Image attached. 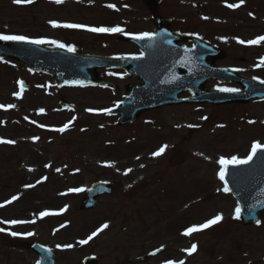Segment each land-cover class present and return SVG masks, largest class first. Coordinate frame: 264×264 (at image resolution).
I'll return each mask as SVG.
<instances>
[{"label":"rangeland","instance_id":"374dc122","mask_svg":"<svg viewBox=\"0 0 264 264\" xmlns=\"http://www.w3.org/2000/svg\"><path fill=\"white\" fill-rule=\"evenodd\" d=\"M158 1L172 30L197 36L226 54L217 66L242 69L236 72L264 81V68L257 67L264 57V42L237 43V38L248 41L264 35V0H245L231 11L223 5L225 1L239 0ZM70 2L35 0L16 5L12 0H0V33L46 38L107 54L111 49L99 44L103 33L54 28L49 21L114 27L123 20L127 26L134 24L130 30L139 33L151 28L144 1L139 7L126 3V11L106 17L101 9L118 4L116 0ZM116 51L125 48L118 46ZM23 80L29 82L30 90H20L18 81ZM205 87L239 89L235 84L212 81ZM117 89H60L47 76L33 75L14 62L0 63V104L15 105L0 108V138L16 141L13 145L0 144V205H4L0 220L34 221L0 224L7 231L34 233L12 237L7 231L0 232V264H36L38 257L29 251L32 242L51 249L54 264H82L89 256L95 257L97 264H164L166 260L264 264V215L257 227H243L233 219L236 202L229 193L217 191L223 183L217 177L220 165L216 163L221 156L243 158L253 140L264 142V101L176 105L147 112L134 124L118 127L117 119L103 111L121 101L124 83ZM16 92H20L19 98L13 95ZM59 99L74 104L77 111H61ZM89 108L95 111H86ZM69 121L72 123L63 133L53 130ZM32 137L39 139L33 141ZM163 145L168 146L165 152L152 156ZM127 169L132 171L125 174ZM94 182L108 183L112 194L98 199L94 210L80 209L85 190ZM28 184L34 187L26 188ZM73 188L83 191L70 192ZM13 196L18 199L4 203ZM42 211L57 214L41 218ZM216 214H222L221 222L190 236L182 235L187 227L202 224ZM104 223L109 225L107 229L87 244L78 243ZM65 244L73 247H57ZM192 244L198 246L192 255L181 251ZM161 247L165 248L163 254L148 257Z\"/></svg>","mask_w":264,"mask_h":264},{"label":"water","instance_id":"95a60500","mask_svg":"<svg viewBox=\"0 0 264 264\" xmlns=\"http://www.w3.org/2000/svg\"><path fill=\"white\" fill-rule=\"evenodd\" d=\"M169 33L171 44L169 50L159 48L160 50L155 49L152 54L145 52L142 59L86 57L17 41H0V59H15L32 71L50 74L58 85L65 87L92 85L110 88L108 83L95 78L96 69H134L133 76L142 80L143 85L130 89L129 95L124 98L122 104L112 110L113 114H119L121 117L119 125L133 122L145 110L166 108L176 104L219 105L264 99V83L238 76L231 69L214 66V61L224 57L223 52L196 38ZM178 41H190L194 45L192 48H182L177 46ZM209 80L234 82L241 85L242 89L235 93L204 89V84ZM187 92H190L191 96L181 99L180 95ZM60 104L64 109L75 108L63 101ZM226 180L232 189V196L241 205L243 225L256 224L255 221L260 220L264 212V203H262L264 202V191H262L264 152L258 153L248 165L229 166ZM110 193L111 188L105 183H94L86 191L87 199L81 205V209H94L97 205L96 198ZM31 251L39 255L41 264H54L52 255L39 245L33 244ZM163 252L164 249L161 248V251L156 252L155 255L150 253L149 256L161 255ZM83 263L97 264L94 258H86Z\"/></svg>","mask_w":264,"mask_h":264},{"label":"snow or ice","instance_id":"6c2138e0","mask_svg":"<svg viewBox=\"0 0 264 264\" xmlns=\"http://www.w3.org/2000/svg\"><path fill=\"white\" fill-rule=\"evenodd\" d=\"M35 0H12L13 4L16 5H21V4H32L34 3ZM54 3L56 4H61L63 3V0H53ZM245 3V0H239L238 3H227L225 4L226 7L230 8V9H237L239 7H241L243 4ZM107 7L109 8H115L114 4H108ZM249 16H252V13L248 14ZM202 19H208V17H202ZM49 23L51 24L52 27L56 28V27H63V28H72V29H83L89 32H93V33H121L124 35H129L131 36L132 39L140 41V40H153L156 36V33H149V32H143V33H139V34H132V33H126L124 31L123 28L119 27V26H115V27H89L86 25H82V24H75V23H59L57 21H49ZM0 41H17V42H23V43H27V44H34V45H42V44H49V45H53L55 47L61 48V49H65L68 52H75V47L72 45H66L63 43H60L56 40H48L46 38H30L28 36L25 35H6L3 33H0ZM262 42H264V35L262 36H258L254 39L245 41V40H241L237 38V43L240 44H248V45H259ZM170 43V41H169ZM143 56V53L140 54V57ZM140 57H132L133 59H139ZM260 65H264V57L260 58V64L257 65V67H259ZM233 71H242V69H233ZM253 79H257L256 77H253ZM163 82V81H162ZM69 83H81V82H69ZM261 83H264V81H261ZM18 84L21 87V90H23V82L22 81H18ZM219 91L221 92H229V93H235V92H239L240 89L238 88H226V87H221L218 88ZM14 96H16L17 98L20 97V92H16L13 93ZM118 106V105H117ZM15 105L14 104H8V105H2L0 104V108L3 109H10V108H14ZM41 113H43V109L39 110ZM86 111L88 112H93L95 111L94 109H86ZM103 111L106 114H110L111 109H103ZM25 119H27V117H25ZM201 119H207V117H201ZM73 120H75V117H73ZM32 123H35V121H31ZM72 123V121H69L68 123L64 124L62 127L57 128V129H53L55 131L61 132L63 133L64 131H66L70 124ZM249 123H254V121H249ZM40 127H45L44 125H39ZM188 127H199V125H188ZM218 127H224V125H218ZM33 141L38 140L39 137H32ZM16 141L15 140H6V139H2L0 138V144H9V145H13L15 144ZM168 146L167 145H163L161 146L157 151L152 153V156L156 157V156H160L162 155L166 148ZM264 152V142H261L259 140H253L250 146V149L247 153L246 156H244L243 158L233 155L230 157H224L221 156L216 163L218 165H220V169L217 173V177L218 179L223 183V187L218 188L217 191L218 192H223L225 194L231 193L232 189L229 187V183L226 180V175L228 172V168L229 166H233V167H238L241 165H248L250 164L254 157L257 156L258 153ZM202 155V154H201ZM137 159H139L137 157ZM204 159H210V157L205 156ZM112 166V165H109ZM45 167H50V165H45ZM141 167H143V165H141ZM31 170V169H30ZM57 172L60 171L59 168L56 169ZM77 171H79L77 169ZM132 169H127V171L125 172V174H127V172H131ZM41 181H37V183H40ZM26 188H31L34 187V185L28 184L25 185ZM70 192H80L83 191V189L81 188H73V189H69ZM262 191H264V189H262ZM18 197L17 196H13L11 198V200H7L4 203L5 204H10L13 201L17 200ZM264 203V202H262ZM4 205H0V207H3ZM255 207V206H252ZM65 209H60V212L65 211ZM241 212H242V208L240 203L238 202L236 204V207L234 209L233 212V219L235 220H240L241 219ZM52 214H57V213H50L48 211H42L39 213V216L41 218L48 216V215H52ZM223 219L222 214H216L214 217H212L211 219L206 220L204 223L202 224H198V225H191L189 227H187L182 235L184 236H190L191 234H193L194 232H198V231H202L204 229H207L213 225H216L217 223L221 222ZM34 221H25V220H0V224H6V225H21V224H25V223H33ZM255 223L257 224V226H259L261 224L260 220H256ZM64 225H61V227H63ZM109 227V225L107 223L102 224L99 228H97L95 231H93L86 239H82L79 240L78 243L83 245V244H87L89 241H91L95 236H97L101 231H103L104 229H107ZM7 230L3 227H0V232H6ZM7 234L12 236V237H29L34 235V233L32 232H19V231H7ZM58 248L63 247L65 249H71L73 247L72 244H65L63 246L61 245H57ZM197 245L196 244H192L190 248H186V249H182L181 251L186 252L187 255H192L193 253H195L197 251ZM46 252H50L51 249H45ZM161 251V249H156V252ZM156 252L151 253V255H155ZM36 264H41L40 260L36 261ZM164 264H185L184 260H178V261H173V260H166L164 261Z\"/></svg>","mask_w":264,"mask_h":264},{"label":"flooded vegetation","instance_id":"af4514ba","mask_svg":"<svg viewBox=\"0 0 264 264\" xmlns=\"http://www.w3.org/2000/svg\"><path fill=\"white\" fill-rule=\"evenodd\" d=\"M81 1V0H80ZM80 1L76 2V4H80ZM118 4L115 5V8H108L106 6H104L101 11L103 10V14L104 17H106L109 14H113V15H117L120 13H123V11H126V8L124 7V5L127 4H132L134 6V4H138V7L141 5H139L140 1H144L146 7L149 9L150 11V18L148 19V23L150 24L151 28L149 31H144V32H149L152 33L156 26L159 27L160 30H162V37L159 43L158 39L156 41L157 44L162 45V44H167L166 46L171 45L169 43L170 41V33H164V29H166L167 26V30L169 31V22H168V18L164 16L163 12H161V3L158 0H151L152 3H148L149 0H116ZM229 1V0H228ZM227 1H225L226 4ZM230 3V2H227ZM223 4V5H225ZM144 5V4H143ZM106 8V9H105ZM132 8V7H131ZM130 8V10H131ZM132 9L135 10V8L133 7ZM226 9L229 11H231L230 8L226 7ZM119 12V13H118ZM114 17V16H113ZM155 19H159V20H164L162 22H157V24L154 22ZM168 22V25L167 22ZM108 25H110V23H108ZM132 25L134 24H130L127 26V24L125 23V21L123 20H119V22H117L116 24H114L113 26H119L121 28L124 29V31L126 33H132V34H139V32L137 30H130V28L132 27ZM108 27V26H107ZM112 27V26H111ZM164 27V28H163ZM171 29V27H170ZM172 30V29H171ZM143 33V32H141ZM131 36L129 35H124L121 33H106L105 35H101L102 41L99 42L100 47L104 48V49H111L109 50V53L104 54L108 57H131V56H140V54L142 53L141 49L136 46L133 45L132 43L127 42L126 38H130ZM118 46H124L125 51H116V48ZM76 52L79 53H84V54H97L95 53V49H82V48H77L75 50ZM97 75L99 78H103L106 79L108 81L111 82V80H123L125 82L124 86L127 88L128 86H131L132 84H138V80L134 77L132 78H123V76L126 75V72L124 71H117V70H110V71H104V70H99V72H97ZM101 76V77H100ZM105 77V78H104ZM125 89V88H124Z\"/></svg>","mask_w":264,"mask_h":264}]
</instances>
